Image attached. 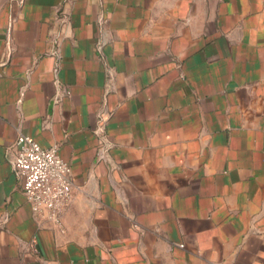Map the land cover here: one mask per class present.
Wrapping results in <instances>:
<instances>
[{"label":"crops","instance_id":"0c3cea01","mask_svg":"<svg viewBox=\"0 0 264 264\" xmlns=\"http://www.w3.org/2000/svg\"><path fill=\"white\" fill-rule=\"evenodd\" d=\"M19 135L71 166L63 232ZM0 264H264V0H0Z\"/></svg>","mask_w":264,"mask_h":264},{"label":"built area","instance_id":"2783aa9c","mask_svg":"<svg viewBox=\"0 0 264 264\" xmlns=\"http://www.w3.org/2000/svg\"><path fill=\"white\" fill-rule=\"evenodd\" d=\"M107 118L100 117L101 129ZM57 150L56 145L43 148L31 137L19 135L14 143L12 169L21 180L22 194L33 216L63 232L62 218L72 200V170Z\"/></svg>","mask_w":264,"mask_h":264}]
</instances>
